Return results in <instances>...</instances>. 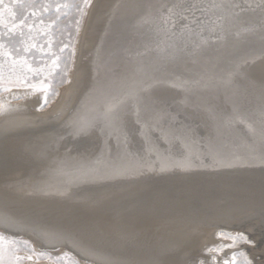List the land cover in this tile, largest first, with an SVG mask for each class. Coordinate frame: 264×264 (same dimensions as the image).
<instances>
[{"label": "bare ground", "instance_id": "6f19581e", "mask_svg": "<svg viewBox=\"0 0 264 264\" xmlns=\"http://www.w3.org/2000/svg\"><path fill=\"white\" fill-rule=\"evenodd\" d=\"M69 80L1 99L2 231L84 264H211L249 232L264 264V0H96Z\"/></svg>", "mask_w": 264, "mask_h": 264}, {"label": "snow or ice", "instance_id": "6c2138e0", "mask_svg": "<svg viewBox=\"0 0 264 264\" xmlns=\"http://www.w3.org/2000/svg\"><path fill=\"white\" fill-rule=\"evenodd\" d=\"M91 7V0H77L64 3L44 2V0H0V92H11L14 88H21L29 94L37 92L43 94L41 110L50 102V97L59 95L58 84L68 83L67 79L70 68L66 61H62L61 54L69 48L68 43H64L59 51L54 50L55 33L53 29L58 26L57 22L61 15L67 16L70 12L76 14L73 23L64 27L63 32H67L68 38H72V32L68 28H74L78 36L83 18L87 15V9ZM62 9L64 10L62 12ZM54 13L55 20H50L45 24L40 19L39 26H35V20L43 14ZM44 38V43L38 40ZM37 54L40 55V63H36ZM75 55V48L72 46L71 56ZM57 69L62 70L63 77L57 81ZM14 99L27 98L13 97ZM117 105H109L105 116L110 120ZM11 110L10 105L0 101V114ZM90 122L79 121L73 125L74 134L86 133L90 128ZM221 243L206 249V253L212 255L211 264H253V260L245 251H233L231 256L224 257L218 262L220 254L227 249H236L244 244H252L253 241L244 232H230L221 230L218 233ZM25 255L21 256L20 253ZM46 258L52 264H64L68 254L61 257H52L46 252H37L31 242L23 240H8L0 234V264H25L26 261ZM70 264H79V261L72 260ZM199 264H205L200 261Z\"/></svg>", "mask_w": 264, "mask_h": 264}, {"label": "rangeland", "instance_id": "374dc122", "mask_svg": "<svg viewBox=\"0 0 264 264\" xmlns=\"http://www.w3.org/2000/svg\"><path fill=\"white\" fill-rule=\"evenodd\" d=\"M6 3H9V0H5ZM39 2V0H38ZM44 2H59V3H64L65 0H44ZM70 2H77V0H70ZM96 0H91V7L87 9V15L83 18V23H82V26H81V29H80V32H79V35L77 36L75 34V30L74 28H68V31L72 32V38L69 39L68 38V35H67V32H63V29L65 26L73 23L75 21V19L77 18L76 17V14L74 12H70L67 16H64V15H61L60 16V19L59 21L57 22V25L53 31L55 33V44H54V50L56 51H59V48L63 47V44L64 43H68L69 44V48L65 49L64 52L61 54L62 56V61H66L68 63V67L70 68V71L68 72V77L67 79L69 80V76L71 75V71H72V67L75 63V55L74 56H71V59L69 60L68 58L70 57L71 55V48L72 46H74L75 48V53L77 51V48L79 46V41L81 39V34L83 31H85V29L87 28V25L89 24V20L92 16V11H93V7H94V4H95ZM64 10L62 9V12ZM40 19H43L44 23L45 24H48L50 22V20H55L56 19V15L54 13V10L52 12V14H49V13H45L43 14L42 17H38L36 20H35V26H39V21ZM39 43H44V38H40L38 40ZM41 61V57L39 54H37V57H36V63H40ZM63 77V72L62 70L60 69H57V75H56V80L59 81L61 78ZM68 83H61V84H58V92H59V95L56 96V97H50V102L47 106L43 107V111L45 110H48L49 109V105H52L51 106H54L55 103L57 102L58 98L61 96V93L63 91V89L67 86ZM15 89H21V88H14L13 90ZM12 90V91H13ZM10 92H0V101L3 97H5L7 94H9ZM40 94V93H39ZM42 94V93H41ZM57 98V99H56ZM56 100V101H55ZM54 103V104H53ZM246 235L249 236V238L253 241L252 244H244V245H241L239 248H236V249H227L224 253L220 254V256L222 255H228V254H232L233 251H245L249 254V257L253 260L252 258V255L250 252L251 251V247H254V248H257V249H262V244L260 242H257L254 238V235L252 233H249V232H244ZM0 234H3L8 240H23V241H29L31 242L32 246L36 249V251L39 253V252H46V251H43L42 249H37L35 247V245L33 244V242L29 239H26V238H12L11 236H9L10 234H7L5 233L4 231H2L0 229ZM230 243V241H225L224 243ZM49 255H51L52 257H61V256H64L65 254H68V258L67 260L64 261V264H70V262L72 260H76V261H79V264H84L80 259H78L76 256H74L73 254H71L70 252H62L60 250H57V251H49L47 250ZM21 256L25 255L24 252H21L20 253ZM218 257V259L220 260L221 257ZM39 261H42L43 263L42 264H48L47 261L49 259H46V258H41V259H38ZM46 261V262H45ZM51 261V260H50ZM25 264H27L25 262ZM52 264V261L51 263ZM253 264L254 261H253Z\"/></svg>", "mask_w": 264, "mask_h": 264}, {"label": "water", "instance_id": "95a60500", "mask_svg": "<svg viewBox=\"0 0 264 264\" xmlns=\"http://www.w3.org/2000/svg\"><path fill=\"white\" fill-rule=\"evenodd\" d=\"M76 107H78V106H76ZM74 109H76V108H74ZM54 127H55V126H54ZM9 236H11L12 238H15V239H16V238H19V236H13V235H9ZM42 250L48 252L47 249H44V248H43Z\"/></svg>", "mask_w": 264, "mask_h": 264}]
</instances>
